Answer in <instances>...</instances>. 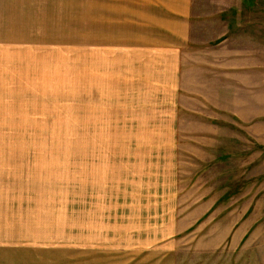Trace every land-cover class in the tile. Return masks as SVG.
I'll use <instances>...</instances> for the list:
<instances>
[{
    "label": "rangeland",
    "instance_id": "1",
    "mask_svg": "<svg viewBox=\"0 0 264 264\" xmlns=\"http://www.w3.org/2000/svg\"><path fill=\"white\" fill-rule=\"evenodd\" d=\"M0 264H264V0H0Z\"/></svg>",
    "mask_w": 264,
    "mask_h": 264
},
{
    "label": "crops",
    "instance_id": "2",
    "mask_svg": "<svg viewBox=\"0 0 264 264\" xmlns=\"http://www.w3.org/2000/svg\"><path fill=\"white\" fill-rule=\"evenodd\" d=\"M181 8H183V6H180V9ZM174 25H178V26H180L181 28H185V23L183 22V21H178V20H169L168 21V27H169V32L170 33H173V35H180L181 36V30H178L177 32H175L174 30H173V26Z\"/></svg>",
    "mask_w": 264,
    "mask_h": 264
}]
</instances>
